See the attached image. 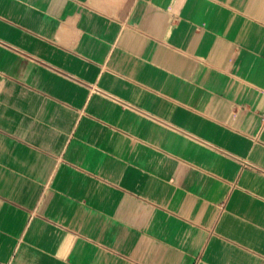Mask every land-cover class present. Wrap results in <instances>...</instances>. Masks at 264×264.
Here are the masks:
<instances>
[{"label": "crops", "instance_id": "crops-1", "mask_svg": "<svg viewBox=\"0 0 264 264\" xmlns=\"http://www.w3.org/2000/svg\"><path fill=\"white\" fill-rule=\"evenodd\" d=\"M0 264H264V0H0Z\"/></svg>", "mask_w": 264, "mask_h": 264}]
</instances>
